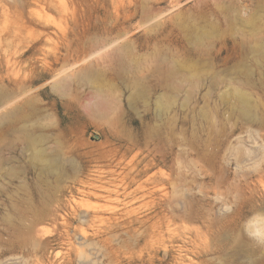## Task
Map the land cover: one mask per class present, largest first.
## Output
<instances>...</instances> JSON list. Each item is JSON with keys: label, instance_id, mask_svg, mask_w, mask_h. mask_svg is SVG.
<instances>
[{"label": "rangeland", "instance_id": "obj_1", "mask_svg": "<svg viewBox=\"0 0 264 264\" xmlns=\"http://www.w3.org/2000/svg\"><path fill=\"white\" fill-rule=\"evenodd\" d=\"M31 1L28 17L37 9ZM144 4L113 22L110 0L76 20L54 9L66 38L33 21L4 34L17 62L15 81H4L0 64V100L15 95L0 118V264H78L62 254L61 234L77 202L111 208L120 225L117 241L90 250L94 264H245L234 247L251 236L242 220L232 230L236 206L224 212L221 204L245 190L235 165L224 167L237 139L249 148L264 137V0ZM6 24L0 15V29ZM117 39L120 51L105 50ZM87 68L97 75L91 81L81 76ZM154 175L190 190L163 200L171 187L159 181L149 192ZM38 238L48 240L42 249ZM199 247L207 251L195 256Z\"/></svg>", "mask_w": 264, "mask_h": 264}, {"label": "bare ground", "instance_id": "obj_2", "mask_svg": "<svg viewBox=\"0 0 264 264\" xmlns=\"http://www.w3.org/2000/svg\"><path fill=\"white\" fill-rule=\"evenodd\" d=\"M27 1L29 0H0V15H2L7 22V24L0 29V64L2 58H4L7 69V76L4 81H15L10 72H13L15 69V65L17 62L15 59L17 55L16 51L11 53L3 47V36L11 26H15L18 29H21L22 27H27V24L33 21L45 30H50L55 36L66 38L68 34L65 32V29L61 28L60 24L56 22V17H53L52 11L56 9L58 12H60L61 17L70 16L72 20H76V16L79 12L88 11L90 8H94L95 6L98 7L100 4V0H80L78 2H75V0H34L31 1V4H36L37 9L33 13H31V17H28L27 13L25 12V3ZM110 1L111 11L107 14V20L113 22L114 20H117L119 15L124 13L125 11L127 13H125L127 17L132 16L138 10L140 3L142 5H145L144 3H146L148 0ZM181 1L182 0H170L171 7L180 5ZM51 3H53L54 6H52ZM102 7L105 8L104 4L102 5ZM122 33L124 34V32ZM116 35L119 34L117 33ZM118 39L113 40V42L106 45L105 50H109L110 48V52L120 51L123 47V43H121ZM17 48L19 50V47ZM100 51H97V53L99 54ZM97 53H90L89 55L86 54L82 59H80V62L89 60L93 55ZM76 63L77 61L72 65ZM95 75L96 73L91 68H87L85 71H82L81 74L82 78L85 77L90 81L91 79H94ZM61 81V79L56 80L54 85H59ZM14 98V94H8L4 95L3 99L0 100V118H5L11 114ZM247 104L248 101H244L242 110L245 113H251V107H249V105ZM240 142L241 141L238 138L236 144L231 149L233 159L225 160L224 167L226 170L229 167V164L235 165L236 184L239 186V188L243 187L245 190L241 195L234 196L233 201H223L221 204V208L225 212L232 209L233 205H235L236 209L232 210V223L234 224L232 230L235 231L239 229V226L241 224L240 221L242 220V230L244 229L251 236L249 240L242 239L240 235V237H236L241 238L237 239L239 241L235 244L234 247L236 249V253L239 256L237 257V259L242 257V262L245 264H264V137L260 136L253 138V141L251 143L253 144V146H250L249 148H245L240 144ZM245 170L247 172H244ZM166 178L157 177L155 175L152 178H147V182L155 183L154 185H152L149 192L154 194L160 189L156 188V183L159 181L164 182L165 184L169 183V185H166V187H171L169 190H165L161 193L160 198L163 200L169 197L168 193L174 195H182L184 194V191L190 190L189 187L184 186L183 188H181L180 192L179 188L175 185V180H173V178ZM255 178L257 179L255 180ZM254 190H256V194H253ZM198 192L202 193L203 190L199 188ZM94 196L99 198L102 196H106V194L95 191ZM247 200H249V209L245 212L239 210L240 206L244 205ZM113 213L114 210H112L111 208L98 206L90 208L83 202H77L70 205V212L66 216L63 215V218L61 220L64 232L60 231L61 234L66 237L65 240H67L66 242L68 244V247L62 254L68 257V261L72 262L73 257L76 256L78 264H87L89 261L91 262V264H94V259L98 258H94L92 259V261L90 258V254L92 253L91 251H93V249H97L96 252H100L102 250L100 244L105 240H108V242L105 243L107 245L111 241L118 240V236L120 235L118 229L120 225L114 219H112ZM76 221L78 223V226H76L75 224ZM73 224V232L71 233L70 227ZM84 224H86L88 228H80V226H83ZM168 224L169 222L166 224L167 228L169 226ZM162 225V221H158V225L157 222L154 223L155 229L157 226L156 234L161 233L158 230L162 228ZM39 232L40 230L38 231V233ZM47 241V239L38 238L35 241V247L42 249L46 245ZM252 241L256 243L260 242L263 244V249L261 252L257 251L258 248H255ZM206 251L207 248L199 247V250H195L193 251V253L195 254V256H199L205 254ZM38 252L39 250H37V253ZM62 254L60 256H63ZM59 264H62V262H59Z\"/></svg>", "mask_w": 264, "mask_h": 264}]
</instances>
